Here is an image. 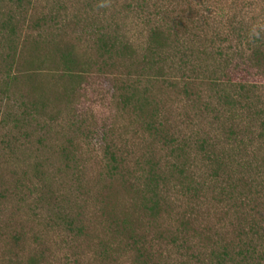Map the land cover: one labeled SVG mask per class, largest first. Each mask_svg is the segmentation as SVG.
Segmentation results:
<instances>
[{
  "label": "rangeland",
  "instance_id": "rangeland-1",
  "mask_svg": "<svg viewBox=\"0 0 264 264\" xmlns=\"http://www.w3.org/2000/svg\"><path fill=\"white\" fill-rule=\"evenodd\" d=\"M234 19L264 39V0H0V264H264V66ZM100 33L133 56L103 60ZM241 82L253 109L221 106ZM127 85L165 136L123 108Z\"/></svg>",
  "mask_w": 264,
  "mask_h": 264
},
{
  "label": "trees",
  "instance_id": "trees-1",
  "mask_svg": "<svg viewBox=\"0 0 264 264\" xmlns=\"http://www.w3.org/2000/svg\"><path fill=\"white\" fill-rule=\"evenodd\" d=\"M145 6V5H144ZM143 6H141V9ZM232 23V32L236 35V38L241 41V43H244V46H247L250 48L253 52V56L255 60L257 61L258 66H264V39L261 37V34L258 33V35H252L251 31L246 29L244 23ZM180 23L183 26H179L176 24L173 28V31L175 29H180V27H186L184 24L180 21ZM236 23V25H235ZM169 38L165 36V32L162 28H157L151 30V33L148 37V45H149V55L146 56V60H161L158 62L159 64L162 63V60L168 59L169 55L168 53H165L167 48L169 49L173 44L169 43ZM214 45L216 44V41H212ZM98 45L100 49V56L103 60H114L115 57H132L133 56V48L129 45V43H121L120 40L114 39V41L105 34L100 33L98 36ZM240 46H242L240 44ZM179 50V47H173V51L177 52ZM217 55L223 56V54L219 49L216 50ZM61 62L64 73L61 74L60 80H63L64 75H68L69 77L73 76L75 77V74H73V68L76 66V56L73 52V50L69 51H63L60 53ZM175 58L179 59L181 64L186 65V58L184 53H176L174 55ZM165 62V61H164ZM174 62V61H173ZM158 64V65H159ZM151 66H154V62H150ZM60 66L58 65L57 68ZM159 68V67H158ZM77 77V76H76ZM229 82V81H228ZM231 84V83H230ZM234 89L233 95L228 94L227 92L222 94L221 96V106H226L232 108L234 110L238 105L246 107L249 111H251L253 108L251 107L250 101H251V94H254V90L251 89L250 85H247L245 83H240L238 85L232 86ZM119 92V101L123 108H131L135 113H139L141 117L144 120V123L149 130V132H153L154 136L162 137L165 136L162 128L160 125L157 124L155 118L156 114L153 112L154 109L150 110V103H148L149 99L145 97L146 93L143 92V94L138 90L136 86H130L127 85L125 88H116ZM170 141H173L172 138ZM172 144L174 142H171ZM201 146H206L207 142L205 140H202V142H199ZM110 161H111V171L116 173L118 170V159L114 154L109 155ZM217 165L221 166V163L218 162ZM218 166V167H219ZM154 168H151L149 171L148 176V182L144 183V188L142 192V203L144 204V207L147 209L148 212L151 214H156L161 209V201L159 199L160 195V182L162 181L161 176L154 171ZM219 172L215 169L214 176H218ZM225 188H221L222 193L224 192ZM226 255V253H225ZM220 257H217L218 260ZM218 264H223V262H219Z\"/></svg>",
  "mask_w": 264,
  "mask_h": 264
},
{
  "label": "clouds",
  "instance_id": "clouds-1",
  "mask_svg": "<svg viewBox=\"0 0 264 264\" xmlns=\"http://www.w3.org/2000/svg\"><path fill=\"white\" fill-rule=\"evenodd\" d=\"M99 6H100V7H104V6H106V5H105V4H100Z\"/></svg>",
  "mask_w": 264,
  "mask_h": 264
}]
</instances>
